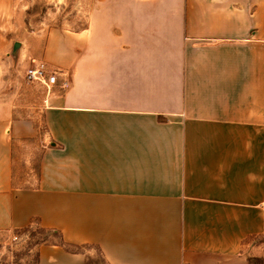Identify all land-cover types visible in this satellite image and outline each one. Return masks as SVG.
<instances>
[{"label":"crops","instance_id":"obj_1","mask_svg":"<svg viewBox=\"0 0 264 264\" xmlns=\"http://www.w3.org/2000/svg\"><path fill=\"white\" fill-rule=\"evenodd\" d=\"M15 16L0 0L6 51ZM38 58L56 82L35 116L0 101V230L36 219L107 264H247L264 234V0H92ZM36 137L38 185L15 189L12 147ZM37 264L84 256L41 246Z\"/></svg>","mask_w":264,"mask_h":264},{"label":"rangeland","instance_id":"obj_2","mask_svg":"<svg viewBox=\"0 0 264 264\" xmlns=\"http://www.w3.org/2000/svg\"><path fill=\"white\" fill-rule=\"evenodd\" d=\"M92 0H16V39L6 46L0 42V101L16 107L20 116H35L47 89L26 77V71L38 58L47 33L52 29L78 31L85 27ZM19 44L16 54L13 46ZM5 50V51H4ZM8 56H5V53ZM40 109V108H39ZM41 134L43 127L40 129ZM43 139L16 142L12 147V185L15 189H33L38 185ZM16 234L0 230V264H36L41 235ZM47 241L57 243L58 239ZM87 264H107L94 249L82 251ZM247 258H259L264 264V234L247 240L242 248Z\"/></svg>","mask_w":264,"mask_h":264},{"label":"trees","instance_id":"obj_3","mask_svg":"<svg viewBox=\"0 0 264 264\" xmlns=\"http://www.w3.org/2000/svg\"><path fill=\"white\" fill-rule=\"evenodd\" d=\"M14 233L30 234L32 236L35 235L34 233L39 234L42 236V238L39 239L38 242L35 243L36 245L58 246L66 253L81 254L84 256V264H87L88 257L83 254L82 252L83 250L94 249V250H97L102 255L100 249L96 246H92L88 244L76 245V244L65 242L62 238V234L60 233V231L42 227L36 219H32L30 223L24 228L15 229ZM48 238L58 239V242L57 243L49 242L47 241ZM37 262H38V253L36 256V264ZM247 264H262V261L259 258H247Z\"/></svg>","mask_w":264,"mask_h":264},{"label":"built area","instance_id":"obj_4","mask_svg":"<svg viewBox=\"0 0 264 264\" xmlns=\"http://www.w3.org/2000/svg\"><path fill=\"white\" fill-rule=\"evenodd\" d=\"M56 70L52 69L44 61H33L30 68L26 71V77L35 83L43 85L49 89L55 85Z\"/></svg>","mask_w":264,"mask_h":264},{"label":"water","instance_id":"obj_5","mask_svg":"<svg viewBox=\"0 0 264 264\" xmlns=\"http://www.w3.org/2000/svg\"><path fill=\"white\" fill-rule=\"evenodd\" d=\"M18 48H19V44L15 43L13 46V54H16V51L18 50Z\"/></svg>","mask_w":264,"mask_h":264}]
</instances>
